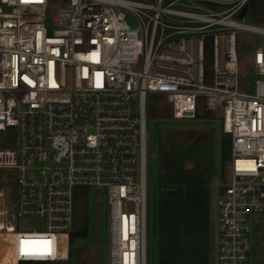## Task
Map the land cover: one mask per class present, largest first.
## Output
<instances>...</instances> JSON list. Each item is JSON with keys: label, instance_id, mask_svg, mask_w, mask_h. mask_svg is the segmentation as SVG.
I'll use <instances>...</instances> for the list:
<instances>
[{"label": "built area", "instance_id": "built-area-1", "mask_svg": "<svg viewBox=\"0 0 264 264\" xmlns=\"http://www.w3.org/2000/svg\"><path fill=\"white\" fill-rule=\"evenodd\" d=\"M249 0H0V233L10 262L64 257L79 185L105 193L108 264H147V95L175 120L219 112L232 158L217 198L214 264H252L264 215V41L240 89L235 33L264 35ZM211 44L213 82L205 67ZM15 180L16 212L9 204ZM40 231H18L17 218ZM256 253V252H255Z\"/></svg>", "mask_w": 264, "mask_h": 264}, {"label": "trees", "instance_id": "trees-1", "mask_svg": "<svg viewBox=\"0 0 264 264\" xmlns=\"http://www.w3.org/2000/svg\"><path fill=\"white\" fill-rule=\"evenodd\" d=\"M244 18L251 23H264V0H249ZM205 49L207 71L212 66L209 41ZM169 113L167 103L155 107L146 104V118L168 117ZM202 116L216 115L208 111ZM187 133L179 128L162 129L159 133L157 264H213L211 182L217 154L220 177L226 179L232 158L231 134L221 130L217 151L213 133L201 131L189 138ZM105 197L102 190L75 187L68 254L54 261L20 264H108ZM262 228L261 223L258 232ZM76 241L84 242L75 245ZM256 251L260 264H264V233L257 235Z\"/></svg>", "mask_w": 264, "mask_h": 264}, {"label": "rangeland", "instance_id": "rangeland-1", "mask_svg": "<svg viewBox=\"0 0 264 264\" xmlns=\"http://www.w3.org/2000/svg\"><path fill=\"white\" fill-rule=\"evenodd\" d=\"M68 0H48L46 18L48 23V30L51 32L53 28V16L57 7L61 3H65ZM237 52L240 60L239 67V82L240 89L253 91V82L256 78L257 70L254 65V52L257 46L264 41V35L258 34L252 31L238 30L235 33ZM209 82H213V68L210 66L207 70ZM165 98L160 94L149 93L147 95V105L153 107L161 105L165 102ZM214 118H207L206 116L199 115V117L193 119H180L175 120L170 116L168 117H148L147 116V264H157V235H158V201H159V186H158V143L159 133L162 129L179 128L181 131L188 132L186 137L189 138L192 134L196 135L201 131H209L215 136L216 149H219V138L222 127L219 112L215 113ZM222 127V129H221ZM231 163V162H230ZM228 164L227 172L230 168ZM216 171L211 182L212 193V217L217 214L216 205L218 198V189L223 183L224 179L220 177L219 168V155L216 156ZM10 185L9 204L12 212H16V192H15V180H12L6 186ZM106 198V197H105ZM263 217L264 215H259ZM213 221V235L216 234L217 224ZM106 238L109 240V208L106 199ZM13 225L18 231H40L44 229V222L37 218H17L13 220ZM262 229L257 232L264 233V219L262 220ZM256 225L253 224V251H252V264H258V256L255 253V241L254 235ZM84 241H76L75 245L83 243ZM9 243V245H8ZM11 234L0 233V262H10L12 260L13 252L11 250ZM109 246V245H108ZM107 246V247H108ZM214 246V245H213ZM68 243L64 246V257L68 254ZM214 252L213 250V264H214Z\"/></svg>", "mask_w": 264, "mask_h": 264}, {"label": "crops", "instance_id": "crops-1", "mask_svg": "<svg viewBox=\"0 0 264 264\" xmlns=\"http://www.w3.org/2000/svg\"><path fill=\"white\" fill-rule=\"evenodd\" d=\"M218 192H219V189H218ZM218 195V194H217ZM216 211H217V205H216ZM215 219H213V221H215L214 223L215 224H217V214H216V216L214 217ZM214 238H215V235H213V245H214ZM213 250H214V246H213ZM256 252V254H257V251H255ZM258 256V255H257ZM261 260L259 259V257H258V264H260L261 262H260Z\"/></svg>", "mask_w": 264, "mask_h": 264}, {"label": "water", "instance_id": "water-1", "mask_svg": "<svg viewBox=\"0 0 264 264\" xmlns=\"http://www.w3.org/2000/svg\"><path fill=\"white\" fill-rule=\"evenodd\" d=\"M246 10H247V6L244 7V8L242 9V11L239 13V17H243L244 14H245V12H246ZM168 116H170V114H168Z\"/></svg>", "mask_w": 264, "mask_h": 264}, {"label": "bare ground", "instance_id": "bare-ground-1", "mask_svg": "<svg viewBox=\"0 0 264 264\" xmlns=\"http://www.w3.org/2000/svg\"><path fill=\"white\" fill-rule=\"evenodd\" d=\"M8 245H9V243H8Z\"/></svg>", "mask_w": 264, "mask_h": 264}]
</instances>
